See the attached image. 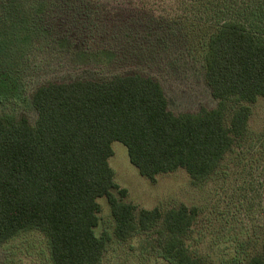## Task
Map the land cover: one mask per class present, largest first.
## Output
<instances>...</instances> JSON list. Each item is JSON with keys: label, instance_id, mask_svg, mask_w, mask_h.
Listing matches in <instances>:
<instances>
[{"label": "trees", "instance_id": "16d2710c", "mask_svg": "<svg viewBox=\"0 0 264 264\" xmlns=\"http://www.w3.org/2000/svg\"><path fill=\"white\" fill-rule=\"evenodd\" d=\"M180 2L181 19L200 8L198 18L214 24L203 67L216 105L174 113L160 81L139 72L37 86L33 123L0 113V245L35 229L47 239L51 264H98L107 241L95 232L97 199L104 197L118 240L159 225L166 264H201L184 238L197 208L138 209L124 200L127 191L108 164L117 141L140 175L153 180L183 169L197 184L248 140L249 104L264 99V0ZM258 135L250 138L257 158L264 155V131ZM247 264H264V235Z\"/></svg>", "mask_w": 264, "mask_h": 264}, {"label": "rangeland", "instance_id": "374dc122", "mask_svg": "<svg viewBox=\"0 0 264 264\" xmlns=\"http://www.w3.org/2000/svg\"><path fill=\"white\" fill-rule=\"evenodd\" d=\"M182 8L178 0H0V113L33 123L30 96L37 86L130 72L158 79L174 113L214 107L203 67L214 24L198 18L200 8L181 19ZM249 106L248 140L197 184L183 169L150 180L130 163L123 144H111L108 164L127 191L125 201L138 209L197 208L184 238L201 264H247L261 247L264 155L257 158L250 138L264 131V99ZM97 201L95 232L107 240L98 264H166L159 225L120 241L106 199ZM0 264H51L46 237L35 229L19 232L0 245Z\"/></svg>", "mask_w": 264, "mask_h": 264}]
</instances>
